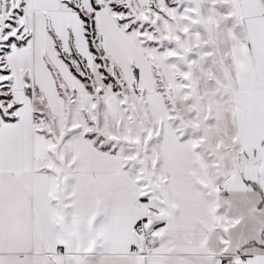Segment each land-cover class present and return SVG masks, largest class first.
Returning <instances> with one entry per match:
<instances>
[{
    "label": "snow or ice",
    "instance_id": "obj_1",
    "mask_svg": "<svg viewBox=\"0 0 264 264\" xmlns=\"http://www.w3.org/2000/svg\"><path fill=\"white\" fill-rule=\"evenodd\" d=\"M0 264H264V0H0Z\"/></svg>",
    "mask_w": 264,
    "mask_h": 264
}]
</instances>
